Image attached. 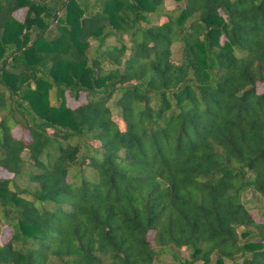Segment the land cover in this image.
I'll return each instance as SVG.
<instances>
[{
    "label": "trees",
    "instance_id": "trees-1",
    "mask_svg": "<svg viewBox=\"0 0 264 264\" xmlns=\"http://www.w3.org/2000/svg\"><path fill=\"white\" fill-rule=\"evenodd\" d=\"M166 1L0 0V264H264V0Z\"/></svg>",
    "mask_w": 264,
    "mask_h": 264
},
{
    "label": "rangeland",
    "instance_id": "rangeland-1",
    "mask_svg": "<svg viewBox=\"0 0 264 264\" xmlns=\"http://www.w3.org/2000/svg\"><path fill=\"white\" fill-rule=\"evenodd\" d=\"M172 3H173L172 0L166 1L167 6H171ZM172 49H173V56L177 57V53H178L177 45H174ZM84 101H85V99L81 95L78 100H76V101L67 100V103L70 106H74V105L81 103V102H84ZM13 132L16 135L25 136V137L28 136V133L26 131H22L20 129H16ZM12 174H13L12 172L4 169L3 167H0V177H9L10 178V177H12ZM19 183L23 187H30V188L32 187V184L29 182H26V181H20ZM242 199H243V201H245L246 207L250 209L252 215L256 219L260 218L261 217L260 213L264 210V199L257 192H255L252 189L245 191L242 194ZM180 255L185 256V253L180 251ZM170 260H171V257L169 255H164V256L160 257L159 259H156L155 264H167L168 262H170Z\"/></svg>",
    "mask_w": 264,
    "mask_h": 264
}]
</instances>
